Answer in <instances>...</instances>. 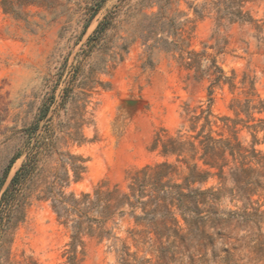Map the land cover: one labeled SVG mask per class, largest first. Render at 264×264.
I'll list each match as a JSON object with an SVG mask.
<instances>
[{"label": "trees", "instance_id": "trees-1", "mask_svg": "<svg viewBox=\"0 0 264 264\" xmlns=\"http://www.w3.org/2000/svg\"><path fill=\"white\" fill-rule=\"evenodd\" d=\"M47 1L0 0V5L5 13L18 17L22 7L46 6ZM105 1L85 3L84 30ZM181 1L197 17L214 18L210 36L214 42L203 43L202 50L191 48L194 25L180 8ZM122 7L123 2L98 21L82 44L87 53L71 66L69 79L56 98L62 70L58 72L34 121L22 129L26 144L15 150L3 168L0 264H37L25 255L14 260L11 253L15 230L25 221L33 200L48 202L58 223L69 231L65 264H84L86 238L107 241L116 264L264 262V212L259 204L264 194V154L255 147L256 142L245 145L239 139L238 122L229 116L218 117L211 109L216 87L232 90L236 86L235 72L227 75L216 60L228 43L220 27L247 23L260 32L262 25L245 9V0H203L194 7L186 0H137L124 21L129 25L127 35L114 46L117 51L108 49L94 62L87 61L117 27ZM136 41L144 46L145 68L152 69L163 54L195 80H208L209 103L186 104L174 134L165 128L155 132L149 150L162 160L131 171L125 188L101 182L90 191L77 193L70 186L83 178L86 159L71 152L69 144L87 141L83 128L93 123L88 107L96 87L104 86L97 75L110 72ZM253 102L235 99L230 109L237 116L264 111V100ZM54 116L57 124H53ZM218 121L221 131L214 129ZM224 128L229 130L227 135ZM211 179L216 183L207 186Z\"/></svg>", "mask_w": 264, "mask_h": 264}, {"label": "rangeland", "instance_id": "rangeland-1", "mask_svg": "<svg viewBox=\"0 0 264 264\" xmlns=\"http://www.w3.org/2000/svg\"><path fill=\"white\" fill-rule=\"evenodd\" d=\"M87 1L90 0H48L46 6L22 7L18 17L5 13L0 5V175L15 150L26 144L22 129L34 121L58 72L62 70L56 98L69 79L71 66L87 53L82 49L83 42L98 21L122 2L117 27L108 32L104 43L93 50L87 61L94 62L105 50L117 51L114 46L127 35L129 25L124 21L137 0H106L84 30L83 6ZM186 1L193 7L203 2ZM180 8L193 21L191 48L202 50L203 43H213V16L197 17L184 1ZM245 9L259 21L262 30L258 32L247 23L220 27L228 43L224 52L216 54V60L227 75L235 72L236 86L232 90L228 86L216 87L211 109L218 117L229 116L238 122L239 139L245 145L256 142L255 147L264 154V123L260 122L264 121V111L250 110L249 115L237 116L230 109L235 99H253V103L264 100V0H245ZM122 55L110 72L97 75L104 86L96 87L88 107L93 123L83 128L87 141L69 144L71 152L86 159L83 178L70 186L77 193L90 191L101 182L125 188L131 171L162 160L149 150L155 132L165 128L174 134L183 121L186 104L195 107L209 103V81L195 80L170 56L161 54L152 69L145 68L146 53L140 41ZM52 120L57 124L56 116ZM221 126L218 121L214 129L221 131ZM223 131L229 133L226 128ZM21 161L22 158L14 163L11 174ZM215 183L211 179L206 185ZM259 204L264 212V194ZM68 241L69 231L58 223L48 202L33 200L25 221L15 230L11 253L14 260L25 255L37 264H65ZM84 264H116L113 249L107 241L86 238Z\"/></svg>", "mask_w": 264, "mask_h": 264}]
</instances>
